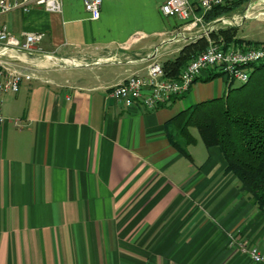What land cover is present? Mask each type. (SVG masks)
<instances>
[{
  "label": "crops",
  "instance_id": "crops-1",
  "mask_svg": "<svg viewBox=\"0 0 264 264\" xmlns=\"http://www.w3.org/2000/svg\"><path fill=\"white\" fill-rule=\"evenodd\" d=\"M162 1L102 0L97 19L82 0H62L57 12L0 13L17 37L43 32V51L78 62L42 67L3 97L0 264H264L228 242L237 231L264 248V207L224 169L219 147L190 126L188 157L167 136L172 116L223 95L224 80L197 79L154 109L108 95L127 76L144 75L155 48L162 63L199 37L208 41L194 36L212 20L192 39L169 40L184 24L161 12ZM188 1L203 17L199 0ZM233 15L238 23L214 32L235 26V37L264 41V0L221 16Z\"/></svg>",
  "mask_w": 264,
  "mask_h": 264
},
{
  "label": "built area",
  "instance_id": "built-area-1",
  "mask_svg": "<svg viewBox=\"0 0 264 264\" xmlns=\"http://www.w3.org/2000/svg\"><path fill=\"white\" fill-rule=\"evenodd\" d=\"M227 0H199L198 8L203 12L212 6L224 4ZM85 11L92 19H97L101 13L102 0H82ZM35 6H42L47 11H61L62 0H0V13H7L14 9L28 12ZM161 12L174 17L184 24L182 30L174 32L169 40H188L193 35L190 32L203 24L202 15L195 14V9L188 0H163ZM240 18L232 16L217 17L206 23L204 29L194 38L206 35L207 45L193 54L176 77L166 76L162 63L153 57L157 48L147 55L149 63L144 75L132 74L114 84L108 92L109 97L125 107L138 106L154 109L168 104L172 99L185 94L192 86L195 78L210 69L222 72L229 79L246 82L250 75L251 64L264 59V41L244 44L225 45L222 38L218 41L209 38V33L217 29L218 23L236 24ZM43 32H24L22 37L14 35L6 24L0 23V106L3 97L8 92H17L23 80L38 78L41 60H49L53 66L63 67L67 64L65 58L45 52L41 48ZM48 56L57 58L54 62ZM52 59V58H51ZM76 65V64H73ZM7 116L0 111V122ZM14 124L20 125L18 117L13 118ZM228 242L242 253H246L255 261H264V248L255 243L247 242L237 231L228 232Z\"/></svg>",
  "mask_w": 264,
  "mask_h": 264
},
{
  "label": "trees",
  "instance_id": "trees-1",
  "mask_svg": "<svg viewBox=\"0 0 264 264\" xmlns=\"http://www.w3.org/2000/svg\"><path fill=\"white\" fill-rule=\"evenodd\" d=\"M248 0L226 1L212 6L203 14L205 22L231 13ZM237 27H222L209 35L216 41L219 36L225 45L251 44L249 40L235 37ZM208 41L202 36L181 48L173 59L162 62L166 76L176 77L189 58L202 50ZM195 78L209 81L226 76L210 69ZM228 77L226 76V80ZM228 79L226 92L219 96L190 105L170 119L167 129L171 143L182 153L191 157L188 143L195 137L189 127L195 126L206 146L217 145L224 157L226 171H232L240 179L243 191L252 194L253 200L264 207V59L251 64L249 78L233 86Z\"/></svg>",
  "mask_w": 264,
  "mask_h": 264
},
{
  "label": "rangeland",
  "instance_id": "rangeland-1",
  "mask_svg": "<svg viewBox=\"0 0 264 264\" xmlns=\"http://www.w3.org/2000/svg\"><path fill=\"white\" fill-rule=\"evenodd\" d=\"M67 59V60H66ZM70 59H73V58H65L64 59V61H66L67 63H73L72 61H70ZM70 61V62H69ZM74 62H77L76 60L74 61ZM39 63H41V66L43 67V68H46V67H53V68H59V67H56V66H53L51 63H50V61L49 60H41ZM220 78L222 79V81H223V83H225V85L227 84V82H228V79L226 80V76H220ZM230 80V79H229ZM239 84V82L238 81H236V80H234L233 81V86H237ZM183 105L184 106H187L188 105V103H186V102H184L183 103ZM200 142H202V141H200Z\"/></svg>",
  "mask_w": 264,
  "mask_h": 264
},
{
  "label": "bare ground",
  "instance_id": "bare-ground-1",
  "mask_svg": "<svg viewBox=\"0 0 264 264\" xmlns=\"http://www.w3.org/2000/svg\"><path fill=\"white\" fill-rule=\"evenodd\" d=\"M48 58L50 59V60H52V61H54V62H56V61H58L57 60V58H54V57H51V56H48ZM52 58V59H51ZM67 60V59H66ZM71 61V60H70ZM69 61V62H70ZM66 62V61H65ZM72 62H74V61H72ZM67 63V62H66ZM74 63H78V62H74Z\"/></svg>",
  "mask_w": 264,
  "mask_h": 264
}]
</instances>
